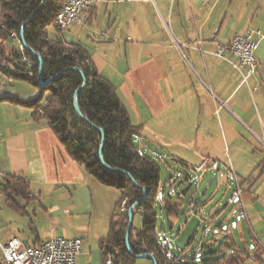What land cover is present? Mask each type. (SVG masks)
Wrapping results in <instances>:
<instances>
[{
  "label": "crops",
  "instance_id": "1",
  "mask_svg": "<svg viewBox=\"0 0 264 264\" xmlns=\"http://www.w3.org/2000/svg\"><path fill=\"white\" fill-rule=\"evenodd\" d=\"M247 29L264 35V0H92L62 38L80 43L114 88L140 128L134 146L141 153L188 171L204 167L202 177L218 169L231 194L237 181L240 197L226 200L210 223L264 259V38L255 52L260 72L250 80L260 88L252 96L230 65L233 56H213ZM17 84L0 75V98L37 97L36 88ZM6 175L28 183L25 193L8 192L23 202L19 216L28 221L8 241L80 239L76 264H104L98 242L108 233L119 191L73 162L44 120L0 100V184Z\"/></svg>",
  "mask_w": 264,
  "mask_h": 264
},
{
  "label": "trees",
  "instance_id": "2",
  "mask_svg": "<svg viewBox=\"0 0 264 264\" xmlns=\"http://www.w3.org/2000/svg\"><path fill=\"white\" fill-rule=\"evenodd\" d=\"M63 1L0 0V75L8 82H21L39 90L34 99L7 96L0 100L28 108L35 121L44 120L73 162L101 185L119 191L120 198L109 221L108 233L98 242L102 260L105 257L112 258L114 264H134L136 259L128 253L124 242L127 211L141 199L142 189H145L146 199L132 211V219L135 215L140 217V227L134 228L132 221L128 237L129 250L133 255L149 254L156 264H264L258 249L250 253L229 237L218 246L211 238L207 246L197 249L200 254L197 263L195 252L190 253L192 258H186L185 248H180L182 253H177L173 260L165 259L159 247L161 234L157 235L155 198L159 193V165L167 166V159L145 155L134 146V141L140 136V128L129 121L114 88L96 72L80 43H67L62 34L55 31L53 22ZM22 27L25 45L41 57V72L38 60L19 43ZM13 38L18 41V47L12 44ZM39 75L43 82H51L39 86ZM83 79L86 85L77 94L83 117L79 118L73 109V95L83 84ZM91 125L103 131V161L123 173H111L102 167L98 159L101 135ZM178 164L184 168L182 163ZM168 185L170 180L164 184ZM27 189L28 183L24 179L10 175L4 176L0 184V193H25ZM190 190L179 189V196L170 190L166 202L161 201L168 215H176L175 207L171 206L172 194L180 203Z\"/></svg>",
  "mask_w": 264,
  "mask_h": 264
},
{
  "label": "rangeland",
  "instance_id": "3",
  "mask_svg": "<svg viewBox=\"0 0 264 264\" xmlns=\"http://www.w3.org/2000/svg\"><path fill=\"white\" fill-rule=\"evenodd\" d=\"M52 28L49 30L51 31ZM70 29V28H69ZM69 31V30H68ZM64 37L67 38L68 34H65ZM62 34V35H63ZM12 44L15 47H18V41L13 38ZM10 42V41H9ZM18 83V82H17ZM17 89H23L30 87L26 86L19 82L16 86ZM34 89V88H33ZM39 95V90H38ZM37 95V96H38ZM36 97V95H33ZM34 98V97H32ZM31 99V98H29ZM160 167V178H159V193L155 198V210H156V228L157 235H160L162 232L166 233L172 240V243L184 249L186 253L195 252V262L199 261V252L197 249L201 250L205 246H207L209 240L211 238L215 239V245L218 246L221 242L224 241L226 236L224 234H220L217 232V225L215 220V216L217 211L223 207L226 203L228 196L231 194V189H228L226 186L221 187L218 183H213L210 188L207 189L204 196H201V193L204 188L207 187V183L209 181L208 176H203L193 171H188L182 169L180 167H176L174 164H168L167 167L169 170L165 169L164 166L159 165ZM176 176L174 178L175 187L181 190L185 188H190L189 194L186 196L182 202L176 199V195L172 194L173 201L171 202V206L175 207L176 215L166 213V210L163 209L164 202H166L167 196L170 195V190L173 189V186L168 185L164 186L167 180H170L169 175ZM189 175L191 178L190 183H183L182 177ZM230 182H232V177H229ZM218 185V187H217ZM216 188L219 189V193H217L214 199H211L215 193ZM192 200L190 199L191 197ZM159 197V201H164L161 204L157 202V198ZM197 199L196 203L193 201ZM10 201V202H9ZM23 202L21 200L16 199L12 194H0V243L6 244L9 237L16 233V231L20 230L24 226L28 225V221L20 218L19 212L22 208L21 204ZM170 203V202H168ZM206 205L205 207L202 205ZM20 206V207H19ZM202 206V213L198 212V209ZM195 212L198 214H195ZM230 209L227 211V215L229 214ZM213 220L214 223H210V220ZM218 222V221H217ZM133 227H140V217L135 215L133 219ZM192 239L191 243L188 245L189 240ZM188 245V246H187ZM173 246V245H172ZM197 251V252H196ZM134 264H153L152 261L146 259H136Z\"/></svg>",
  "mask_w": 264,
  "mask_h": 264
},
{
  "label": "built area",
  "instance_id": "4",
  "mask_svg": "<svg viewBox=\"0 0 264 264\" xmlns=\"http://www.w3.org/2000/svg\"><path fill=\"white\" fill-rule=\"evenodd\" d=\"M91 3L92 0H65L60 15L55 16L53 22L55 31L63 34L72 25L79 23L84 11ZM11 36L14 37L13 34ZM263 38L264 35L260 31L247 29L242 34L234 36L227 46H217L213 53V56L219 59H225L223 56L225 52L233 56L235 61L230 62V65L239 75L241 85L247 89L250 96L260 88L259 84L251 86L250 80L260 72L255 52ZM195 172L203 175L207 170L200 167ZM171 177L170 185L174 187L173 180L176 176L172 175ZM182 182L190 183L191 178L183 176ZM234 183L236 188L227 199L228 203L234 202L241 194L239 184L236 180ZM159 241L168 253L170 260H173L178 255L177 253H182V250L172 243L171 238L166 233H161ZM81 250L82 242L80 239L50 238L34 246L25 245L17 239H11L6 244L0 243V264H76V258ZM186 258H192L190 253H187ZM109 264H114L112 258L109 259Z\"/></svg>",
  "mask_w": 264,
  "mask_h": 264
},
{
  "label": "water",
  "instance_id": "5",
  "mask_svg": "<svg viewBox=\"0 0 264 264\" xmlns=\"http://www.w3.org/2000/svg\"><path fill=\"white\" fill-rule=\"evenodd\" d=\"M19 43H21V46H22L24 49H26L27 51H29V52H30V53H31V54H32V55L38 60V63H39V71L41 72V68H42V60H41V57H40L39 55L35 54L31 49H29V48L25 45V43H24V41H23V27H22V29H21V31H20V34H19ZM75 71L79 72L77 69H75ZM79 74L82 75L81 72H79ZM51 80H52V79H51ZM50 82H51V81H48V82H46V83L43 82V81L41 80V76L39 75L38 82H37L39 86H45V85L49 84ZM85 85H86V81L83 79V84L81 85V87H79V88L75 91V93H74V95H73V109H74L75 114H76L79 118H83V117H82V115H81V113H80V110H79V107H78V103H77V94H78L79 91H81V90L85 87ZM91 126H92V125H91ZM92 128H94V129H95V130L101 135V142H100V147H99V151H98V159H99V161H100L102 167H103L106 171L111 172V173H118V172H119V173H123L122 171H120V170H118V169H112V168H110L109 166H107V165L105 164V162H104L103 159H102V148H103L104 143H105V139H104L103 131H102L101 129L95 127V126H92ZM210 173H211V178H210L209 181H208L207 187L203 189V191H202V193H201V196H204V195H205L207 189L210 188V187L212 186L213 183H218V184H220V182H221V177H220V175H219V170H218V169H216V170H211ZM124 174L129 178L130 181L133 182L132 178H131L128 174H126V173H124ZM205 174H207V173H205ZM171 176H172V175L170 174L168 178L171 179V178H172ZM204 176H206V175H204ZM217 187H218V185H217ZM178 190H179L178 188H176V187L174 188V191L177 192V193H176L177 196H179V194H180V193L178 192ZM146 197H147V193H146L145 189H142V197H141V199H140L136 204H134L133 206H131V207L128 209V211H127V227H126V233H125L124 242H125V246H126V248H127V250H128V253H129L134 259H146V260H150V261H152L153 264H156L154 258H153L151 255H149V254L133 255V254L130 252V250H129V245H128V237H129V233H130V230H131V227H132V221H133V219H132V218H133V217H132V211L138 206V204H140L142 201H144V200L146 199ZM182 200H183V199H182ZM196 201H197V199H195L193 202L196 203Z\"/></svg>",
  "mask_w": 264,
  "mask_h": 264
},
{
  "label": "bare ground",
  "instance_id": "6",
  "mask_svg": "<svg viewBox=\"0 0 264 264\" xmlns=\"http://www.w3.org/2000/svg\"><path fill=\"white\" fill-rule=\"evenodd\" d=\"M64 3H65V0L63 1V3H62V5H61V7H60V10H59V13H58L57 16L60 15L61 10L63 9V5H64ZM159 247H160V250L162 251L163 256L165 257V259H167V260L169 261V260H170V259H169V255H168V253L165 251V248L162 246V244L160 243V241H159ZM109 259H110V258H107V259L104 261V264H109Z\"/></svg>",
  "mask_w": 264,
  "mask_h": 264
}]
</instances>
